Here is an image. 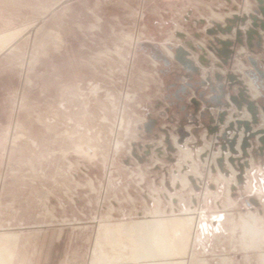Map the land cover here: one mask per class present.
Segmentation results:
<instances>
[{
	"label": "rangeland",
	"instance_id": "obj_1",
	"mask_svg": "<svg viewBox=\"0 0 264 264\" xmlns=\"http://www.w3.org/2000/svg\"><path fill=\"white\" fill-rule=\"evenodd\" d=\"M259 6L0 0V120L11 122L0 130V235L31 234L47 245L46 230L84 229L85 264H264V133L256 138L264 127L259 115L257 124L243 116L239 94L247 79L258 96L248 90L246 99L264 107V79L252 65L264 73ZM236 16L246 20L232 24ZM251 29L259 37L248 39ZM236 119L254 134L245 155L248 165L254 160L250 188V165L236 172L227 162L245 131ZM252 215L248 236L243 221L253 223ZM161 223L162 233L174 230L166 253ZM178 223L188 228L185 239ZM67 237L75 264L85 251L79 233Z\"/></svg>",
	"mask_w": 264,
	"mask_h": 264
},
{
	"label": "crops",
	"instance_id": "obj_2",
	"mask_svg": "<svg viewBox=\"0 0 264 264\" xmlns=\"http://www.w3.org/2000/svg\"><path fill=\"white\" fill-rule=\"evenodd\" d=\"M220 39H226L228 38L227 36H221L219 37ZM243 48H239V52L243 51ZM240 70L244 69L245 66L238 60V66H237ZM245 84L248 85V90H249V94H251L250 98L251 99H256L258 96V91L256 90V88L254 87L253 83L248 81L247 83V79ZM251 87L253 89H255L254 91H256V96L253 97L252 93L253 91H251ZM252 92V93H251ZM246 111V110H245ZM259 125L261 126V128L264 127V118H263V113L261 111V109L259 110ZM232 114L228 115V118L225 122V127L228 125L229 122L234 121ZM246 118H251L250 114L246 111V114L244 113V115ZM9 121L7 120H0V130H7L9 129ZM234 133L230 134L233 135ZM244 137L243 132H239L238 133V139H237V143L235 146V149L238 152V155L241 154L240 151V143L242 138ZM260 135L256 138H259ZM229 153L226 154V158L228 157ZM249 161V165H250V169L249 170H245L246 173L248 174V179H247V188H250V186L252 185V177H249L251 172H254V160L251 157L250 159H248ZM252 164V165H251ZM232 171V177H234L235 172L233 170ZM257 175V174H256ZM264 177V175H263ZM264 180V179H263ZM210 193V192H209ZM258 195L263 198L264 197V184L259 186L258 189ZM211 194V193H210ZM168 220V219H167ZM166 220V221H167ZM162 224V225H161ZM160 225L162 227H160L159 232L162 233V230L164 229V226H166V224L161 223ZM174 224V223H173ZM68 224H61L60 226H67ZM179 228H181L180 234L182 239H185V236H189L188 235V228L186 227L185 223H178ZM47 233L45 236L48 237V242L47 245H42L40 244V241H35L29 239V236H31V234H22L19 232L10 234V233H4L0 235V264H70V258H72V244H68V240H67V236L72 235L73 233H79L80 236V246H79V250L82 251L84 250L85 252L82 253V255H79V260L75 263V264H85V256H86V252H87V248H88V243L86 242V240L84 241V238L87 237V231L84 229H80L79 231L76 230H69L67 229V227H61V228H56V229H49L46 230ZM44 230V232H46ZM123 233H125V230H121ZM127 234H132L133 232L128 231L126 232ZM174 230H166L165 232H163L162 234L164 235V239L163 242L165 247L161 248L163 253H166V246L168 244H170V246H173L174 241L173 240H168L171 237H174L173 235ZM70 234V235H69ZM44 236V235H43ZM115 237H111V241H114ZM165 240V241H164ZM47 251V252H45ZM60 251H63V254L60 253ZM100 254L97 257H102L105 254L102 253V251L100 250ZM177 254L179 255L180 253H184L185 249H181V250H177ZM174 254V253H173ZM3 255L8 256L7 259L5 260L4 263H2L1 261H3L2 257ZM178 255H174L171 256L172 258H178ZM60 257V260H57V258ZM67 261L69 263H67Z\"/></svg>",
	"mask_w": 264,
	"mask_h": 264
},
{
	"label": "water",
	"instance_id": "obj_3",
	"mask_svg": "<svg viewBox=\"0 0 264 264\" xmlns=\"http://www.w3.org/2000/svg\"><path fill=\"white\" fill-rule=\"evenodd\" d=\"M259 4H263V1L264 0H256ZM259 9H260V11H261V13H262V16L264 17V6H259ZM237 19H240V21H242V22H244L245 20H246V16L245 17H241V18H239L238 16H236V17H234V19L233 20H231L230 22L232 23V24H234L235 22H236V20ZM252 20L254 21L253 22V27H257V23H256V18H252ZM260 28L262 29V30H264V23L262 22L261 23V25H260ZM218 29L221 31V32H230L231 31V26H228L226 29H221L220 28V26H218ZM256 35V36H258L259 37V35H258V33L255 31V30H252L251 29V31H247V33H246V35H247V38L248 39H251V37H252V35ZM236 35H237V38H238V36L240 35V32H239V30L238 31H236ZM219 41V40H218ZM238 42H240L241 43V41L238 39ZM219 43H221L222 45H232V43L230 42V41H227V42H223V41H219ZM230 54H231V52L229 51V50H226L225 51V53L223 54L224 55V57L226 58V60L227 59H229V57H230ZM176 59L179 61V62H181L183 65H187L189 62L188 61H185L184 59H181V58H179V57H176ZM226 60H224L223 62L225 63L226 62ZM252 65L254 66V68L256 69V71H257V73L259 74V76H260V78L261 79H264V73L261 71V70H259L256 66H255V63L252 61ZM253 78V77H252ZM228 79H229V81H231V82H236V83H238L239 85H241L242 83H241V81H239L234 75H229V77H228ZM246 87H244V88H240V98H241V100L243 101V103H245L246 105H247V111L249 112V114H250V116H251V122L253 123V124H257L258 123V117H257V115L259 114V111H258V107L256 106V104H254V102H252V101H250V100H248V99H246V98H248V94L246 93ZM238 106V109H240L241 107L239 106V105H237ZM262 109V112H263V114H264V107H262L261 108ZM237 128H238V130H240V128H241V126H243L244 127V129H245V131H244V135H245V138L243 139V144H242V148L244 149V151H245V148L247 147V146H249V142L247 141V138H249V137H252L254 134L253 133H251L250 132V129H251V126H250V124L248 123V122H245V121H237ZM230 128H233V125L232 124H230ZM249 132V133H248ZM259 133L261 134H263L264 133V130H260L259 131ZM236 137H234V139H235ZM233 142H235V141H232V143ZM260 142L261 143H264V139H260ZM230 148H231V150L230 151H233L234 150V148L230 145ZM244 155H246V153L244 152L243 153ZM232 161V159H230V162ZM219 162H221V161H219ZM247 165V164H246ZM220 169H221V171H222V167L220 166Z\"/></svg>",
	"mask_w": 264,
	"mask_h": 264
},
{
	"label": "bare ground",
	"instance_id": "obj_4",
	"mask_svg": "<svg viewBox=\"0 0 264 264\" xmlns=\"http://www.w3.org/2000/svg\"><path fill=\"white\" fill-rule=\"evenodd\" d=\"M215 15H217V14H215ZM219 17V16H218ZM217 17V18H218ZM215 18V17H214ZM220 18V17H219ZM215 20H217V19H215ZM222 35H226L225 33L224 34H222ZM221 40V39H220ZM168 53V52H167ZM168 55L169 56H171V54H170V52L168 53ZM254 84V83H253ZM246 90L248 91V88L246 87ZM255 89H253L252 87H251V91H253V96L255 97L256 96V91H254ZM256 92V93H255ZM249 113V112H248ZM263 113V112H262ZM235 118V117H234ZM263 118H264V114H263ZM237 120V119H236ZM237 121H241V120H237ZM231 124V123H230ZM229 125V124H228ZM229 128V127H228ZM236 131V130H235ZM234 131V132H235ZM244 134V133H243ZM260 133H258L257 135H259ZM237 138H238V136H237ZM245 138V135H244V137L242 138V140H241V143H240V151H241V157L240 158H238L239 160H237V158H235V157H233V154H237V151H236V149L234 148V150L233 151H229V150H226V152H229L230 154H231V156L232 157H228L227 158V162L229 163V161H228V159H232V161H231V163H229L230 165L232 164L234 167H232V165H231V167L237 172L238 170H240L241 168H247V165H248V163L245 161L246 160V158H247V156H246V158H245V155L243 154L244 152L245 153H247V149L245 148V151H244V149L242 148V144H243V139ZM174 141H175V139H173ZM237 142V141H236ZM175 143V142H174ZM178 144V143H177ZM178 145H180V144H178ZM182 145V144H181ZM249 148V147H248ZM238 150V149H237ZM221 151V150H220ZM225 151H224V154H223V159L225 158V153H226ZM189 152H187V151H182V156H183V158H184V160H185V158H188V156H190V154H188ZM221 154H222V151H221ZM249 156V155H248ZM205 157H206V155H205ZM214 157H216L215 155H214ZM224 161H225V159H224ZM235 162H237V163H235ZM246 163H247V165H246ZM252 165V164H251ZM249 166V165H248ZM194 168V167H193ZM192 168V170H194ZM196 169V168H195ZM223 171H224V168H222V171H221V173H223ZM193 172V171H192ZM194 172L195 173H198V172H196V170H194ZM193 172V173H194ZM224 174V173H223ZM196 176V175H195ZM185 177V176H184ZM227 177V176H226ZM184 179V178H183ZM183 183L184 184H186V181L184 180L183 181ZM257 218V217H256ZM251 220V219H250ZM252 222L253 223H248V222H244L243 221V225H245V227H246V229H247V233H246V235L248 234V236L249 235H252L254 232H253V227H252V225L253 224H255V222H256V220L257 219H255V216H253L252 215ZM246 232V231H245ZM259 232V231H258ZM245 234V233H244ZM159 235V234H158ZM256 237V236H255ZM252 238V237H251ZM259 239V238H258ZM154 240V239H153ZM156 240V239H155ZM160 240H162V239H160ZM151 242H153L152 240H151ZM152 247V246H151Z\"/></svg>",
	"mask_w": 264,
	"mask_h": 264
}]
</instances>
